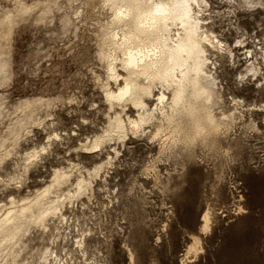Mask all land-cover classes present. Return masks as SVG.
<instances>
[{
    "label": "rangeland",
    "instance_id": "374dc122",
    "mask_svg": "<svg viewBox=\"0 0 264 264\" xmlns=\"http://www.w3.org/2000/svg\"><path fill=\"white\" fill-rule=\"evenodd\" d=\"M209 1L212 6L211 11H207V16L211 15L208 19L209 26L219 37H224L225 43L238 39L243 44L241 31L250 41L261 27L260 20L264 19V13L259 10L242 9L237 12L232 7L234 1ZM61 4L62 13H56L58 23L41 25L21 22L17 25L14 41L8 45L11 56L10 74L7 91L0 106V136L11 137H7V145L5 150L1 148V153L23 157L24 152L30 151L25 147L31 143L27 133L35 132L37 124H47L50 117H59L60 122L66 123L65 112L74 116L80 110L68 103L77 99V90L82 96L96 97V102L100 103V93L105 92L108 81L110 86L117 87V83L108 77L105 60L93 64L91 59H83L85 54L91 53L93 45L99 43L97 26L100 28L101 23L107 19L106 10L98 7L88 10L84 0H67V6L61 0ZM78 4L83 7H77ZM0 5L2 13L6 7H14V0H1ZM77 12L81 13L80 18H77ZM67 13L72 17L68 23L65 22ZM248 30H251V36H248ZM231 48L235 52L231 67H240L237 75H244V69L248 66H241V61L247 59V45L238 51L234 44ZM86 66L93 75L90 76L84 70ZM98 67L103 70L98 71ZM213 72L217 76L222 97V101L214 105L215 112L220 115L223 110L226 113L235 112L239 116L234 125L221 127L220 132L223 134L219 132L214 143L198 142L192 152L180 146L176 147L177 150L165 147L162 151L160 146L165 143V132L156 140L151 137L146 140L143 136L133 137L134 142L127 146L129 149H138L136 154L145 157L143 169L138 168L139 160L129 163L131 151L128 156L120 158L124 141L116 134L107 141L111 144L112 151L107 148L98 152L89 151L94 149L91 145L95 136L104 132L108 126V116L112 112L119 110L123 117L138 115L137 108L130 104L125 109L121 105L112 107L106 99L108 112L103 118L97 113L93 121L94 126L98 125L100 130L93 132L91 137L85 132V139L76 144H72L69 139L68 143L72 146L68 153H57L58 157H63V163H45L35 173L32 169H27L25 180L11 197L5 199L0 195V210L11 206L13 199L16 204H20L23 200L32 198L38 190L51 183L56 169L65 170L70 176L66 182L53 188L50 198H63L69 189H74L81 176L91 177L92 189L79 197L66 198V201L64 199L63 212L66 219L58 213L48 215L45 224L42 223L43 227H40L41 223L31 224L16 244L15 259L12 254L2 256L4 251H0V262L61 264L63 261V264H68L60 255L62 249H68L74 264H95L99 258L89 255L91 247L93 252L104 257L105 264H177L178 260L179 264H189L192 260L189 251L195 250L197 244L200 250L197 251L195 260L198 264H244L246 261H259V252L250 255L244 250H234L228 246L222 248L220 240L229 235L228 225L241 215V210L252 212L255 209L247 222L241 221L249 225L254 237L258 239L264 228L260 217V206L264 202V171L260 167L261 160H264V135L250 127L254 120V108L264 107V88L258 83L254 87L252 80H233L227 71L223 77L217 75L215 68ZM26 98L48 100L49 104L37 102L31 109L24 110L21 103ZM148 100L152 108L156 106L155 97ZM29 110L32 113L31 120L13 139L15 137L9 135V126H13L14 121ZM101 119L104 122L98 123ZM137 140L138 143L135 142ZM113 151L116 155H113ZM231 153L235 154L229 159ZM103 161L106 164L100 173L90 175L89 172ZM130 185H140L151 191L143 196L137 195V199L144 202V214L137 224L126 231L122 223H110L113 214L123 218L120 208L115 207L113 213L103 206L105 201L108 205L114 204L116 190H119L122 202L136 195L127 190ZM205 205L204 212L208 210L210 215L215 210L217 215L213 219L212 230L207 234H200L189 225L196 223L197 214L201 213V208ZM123 206L128 207L127 204ZM106 212L107 217L102 218ZM117 227L119 231L116 230ZM132 228L135 229L134 232ZM86 232L94 235V243L90 246L85 238ZM79 238L83 241L79 245H85L79 249L82 258L75 255L77 246L72 244L74 239ZM117 241L120 242L119 245ZM125 247L130 257L127 260ZM50 248L54 251L53 255L45 254Z\"/></svg>",
    "mask_w": 264,
    "mask_h": 264
},
{
    "label": "bare ground",
    "instance_id": "6f19581e",
    "mask_svg": "<svg viewBox=\"0 0 264 264\" xmlns=\"http://www.w3.org/2000/svg\"><path fill=\"white\" fill-rule=\"evenodd\" d=\"M90 2L95 3V0H84L85 5ZM152 2H163L169 5V8L160 14V19L155 20L154 28L150 26L154 18L147 17L144 20V23L149 25L146 32L134 31L129 24H118L111 29L114 35L110 36L109 40L105 41V46L100 48L105 58L112 55L111 62L107 59L104 60L107 62L108 77L117 83V87L114 88L110 86L108 81L105 84V94L112 107L121 105L125 109L127 104L135 107L134 105L137 103L147 106L146 108L135 107L138 110V115L136 117L128 116L127 119L135 122L141 118L149 122L155 126L156 133L154 134H158V136L165 132L166 137L165 140L163 139L165 143L160 146V150L165 147L177 150L176 147L180 146L192 152L198 142L203 144L214 143L217 135L221 133V127L234 125L239 118L235 112L226 113L222 110L220 115L215 112L214 105L222 101L218 89V79L213 72L214 69L209 71L203 63L204 58L200 55L201 50L209 51L204 42L205 35L213 43H216V38L219 37L215 30L209 26L210 21L208 19L211 15L207 16V11H211L212 6L209 0H206V4L204 0H191V3H188V0H152ZM193 4L196 5V8L192 7ZM70 17L69 14L65 16V22H70L72 18ZM103 27L104 22L100 25L101 29ZM223 44L226 47L229 46L227 42L223 41ZM124 47H131L133 50L139 51L147 49V52L151 53L152 56L151 62L144 57H139L136 66L128 70L122 69L121 61L125 59ZM229 51L233 52L231 46ZM10 58L8 46L5 50V45L0 44V64L7 66L5 69L7 73L9 72ZM152 64H155V68L151 67ZM145 67H148L151 78L138 75L144 71ZM121 79L127 82L128 91L134 97L140 96V99H133L130 102L127 97L124 100L115 98L120 89L125 87L121 83ZM144 89H147L151 95L146 98L143 97L141 90ZM178 92L181 93L179 97ZM204 93L207 94L206 97L203 95ZM194 94H201L200 98ZM151 97H155L157 100H155L157 104L153 108L149 105L148 100ZM37 102L49 104L48 100L26 98L21 105L26 110L31 109ZM1 104L0 101V106ZM115 113V116L109 120L104 132L95 136L91 148L96 147L95 139L104 134L110 137L109 140L113 138L114 134L119 138L118 133L125 126L126 121L122 118L121 112L116 111ZM31 117L30 110L23 116H19L14 121L13 126H9V135L11 134L15 137L13 139H16L20 130L31 120ZM118 117L121 119L118 120ZM140 130L144 131L145 129ZM7 137L0 136V150L7 145ZM116 151L118 150L116 149ZM105 164V161L97 164L89 174L98 175ZM69 176L70 174L65 170L56 169L51 183L38 190L32 198L29 197L28 200H23L20 204H16L13 199L11 206L0 210V251H4V253L0 252L2 256L3 254H12L15 259L16 244L20 242L21 235L28 230L31 224H45L47 216L51 214L59 213L63 219H66L63 212L64 199L66 201V198L79 197L87 190L92 189L91 177L81 176L78 178L74 189H69L63 198L59 196L50 198L49 194L53 188L66 182ZM203 215H209V211H205ZM78 241L79 243L83 242L80 238ZM53 252L50 248L45 254L53 255ZM0 264H6V262H0ZM12 264H15V261Z\"/></svg>",
    "mask_w": 264,
    "mask_h": 264
},
{
    "label": "snow or ice",
    "instance_id": "6c2138e0",
    "mask_svg": "<svg viewBox=\"0 0 264 264\" xmlns=\"http://www.w3.org/2000/svg\"><path fill=\"white\" fill-rule=\"evenodd\" d=\"M204 2L206 4V0H204ZM63 3L64 6H67V0H63ZM188 3H191V0H188ZM76 6L83 7L79 4ZM96 7L106 10L107 19L104 21L103 29L97 26L99 43L94 44L91 53L85 54L83 57L84 60L91 59L93 64H98L104 59L111 62L112 55L105 58L103 52L98 50L105 46V41L109 40L110 36L114 35L111 32L113 26L118 24H129L134 31L146 32L149 25L144 23L145 18H154L153 23L150 25L154 28L155 20L160 19V14L165 9H168L169 5L163 2L153 3L152 0H95V3L90 2L87 5L88 10ZM172 7H175V5H172ZM192 7L196 8V5L193 4ZM232 7L236 9L237 12H240L242 9H256L264 13V0H234ZM62 11L61 0H14V7L11 8V10L3 9V12L0 13V44H4L5 50L7 49V46L14 41L15 34L18 31L17 25L21 22L27 21L41 25H55L59 22V17L56 13H62ZM241 14L244 13L241 12ZM76 16L80 18L81 13L77 12ZM260 24L261 27L256 30V35L253 36L250 41L247 36L244 35V32L241 31L240 35L244 40V44L238 39H231L229 46L226 47L223 44L224 37H217L216 43H213L212 40L205 35L204 42L207 44L209 51L204 52L201 50L200 55L204 58L203 63L207 66L208 70L211 71L215 68L217 75L221 77H223L225 71H227L231 74L233 80H252L254 87L258 83L261 88H264V19L260 20ZM251 35V30H248V36ZM233 44L236 46L237 51L245 47V44L248 49H251V51L245 52L247 59L241 61V66H248L244 69V75H237L240 71V67H231L234 62L235 52L229 51V47ZM123 51L125 53V59L121 61V67L125 70L136 66L139 57H144L149 62L152 60L151 53L147 52V49L139 51L133 50L131 47H124ZM220 53H223V55L221 56ZM257 65H259V68ZM6 67V65L0 64V101L4 98L9 82V75L5 70ZM151 67L155 68V64H152ZM84 70L88 72L90 76L93 75L89 67L86 66ZM97 70L102 71L103 69L98 67ZM138 75L151 78L149 76L148 67H145L144 71L138 73ZM121 83L124 84L125 87L120 89L115 98L124 100L127 97L130 102L133 99H140V96L137 95L134 97L128 91V84L125 80L121 79ZM141 91L145 98L151 95L147 89ZM180 94L181 93L178 92V97ZM194 95L200 98L201 94ZM203 95L206 97L207 94L204 93ZM96 99L97 98L93 96H82L79 90H77V99L69 101L68 103L78 107L80 110L74 116H69L68 113L65 112L64 115L67 117L66 123L60 122L59 117H50L48 118L47 124H37L35 132L29 131L27 133V138L31 143L25 145V147L30 149V151L24 152L23 157H18L15 154H9L7 152L0 153V195H3L5 199L11 197L15 189L25 180L27 169H32L33 173H35L37 169H42L45 163H63V157H58L57 153L65 155L68 153V149L72 146L68 143L69 139H71L72 144H76L78 141L85 139V132L91 137L93 132L99 131L98 125L94 126L93 121L96 119L97 113L103 118L108 112V104L105 103L108 97L105 92L101 91L99 97L100 103H97ZM134 106L137 108L147 107L141 103H137ZM101 109H103V111H101ZM115 114V112H112L111 115L108 116V119H111ZM122 118L126 123L118 133L120 140L124 141L123 153L120 154V158L123 159L124 156H128L131 151L132 155L129 163L134 160H139L138 168L143 169L146 163L145 157L137 155L138 149H129L127 145L134 142L132 140L133 137L139 138L143 136L145 140L151 137L153 140H156L158 138V134H154L156 133V129L152 127L149 122L141 118H138L135 122L128 120L126 116ZM117 119L119 120L121 117ZM103 122V119H101L98 123ZM250 127L253 131H259L261 135H264V131H261L264 130V107L254 108V120L251 122ZM140 129L145 130L141 131ZM109 138L107 134H104L102 137H97L94 141L96 147L94 149H89V151L98 152L104 148L112 151L111 144L107 143ZM135 142L138 143L139 141L137 140ZM33 145H35V147H33ZM20 151H23V149H20ZM234 154L235 153H231L229 159H231ZM113 155H116L114 151ZM260 167L261 170L264 171V160H261ZM149 183L151 182L149 181ZM112 187L115 190V185ZM127 190L135 192L136 195L130 196L127 200H123L122 202L120 192L116 190V196L113 198L114 204L108 205L105 201L103 206L108 209V212L113 213L115 207L120 208L123 218H121L120 215L113 214V220L110 221V223L113 221L122 223L126 231L129 230L131 226L137 224L144 214V202L142 199H137V195L143 196L147 191H151V189H144L143 186L140 185H130ZM124 204H127L128 207L125 208L123 206ZM205 207L206 205L202 206L201 213L197 214L196 223L189 225L193 231H197L200 234H207L212 230L213 219L217 215L216 211L213 210L210 215H203V220L201 221L200 217L201 214L204 213ZM99 210L100 209H98V211ZM254 211L255 209H253L252 212L241 210V215L238 216L232 224L228 225L229 235H226L220 240V246L222 248L228 246L234 250H244L250 255L259 252V261H246L244 264H264V250H261V248H264V228H262L259 238L257 239L253 236L249 225L247 223H241V221L247 222L252 217ZM220 215H223V213ZM106 217L107 212L104 213V217L102 218ZM260 217L262 224H264V202H262L260 206ZM225 219H227L226 216ZM40 227H43V225L41 224ZM116 230L119 231V228L117 227ZM132 231L134 232L135 229L132 228ZM76 237H79V232L76 233ZM85 238L89 246L94 243V235L92 233L86 232ZM258 241L259 246H257ZM119 243L120 242L117 241V245H119ZM129 243H131V240H129ZM72 244L77 246L75 255L82 258L79 249L80 247H85V245H79L78 239H74ZM54 246L55 245H53V247ZM199 250V245L197 244L195 250L189 251V256L192 257L189 264H198V261L195 260V256ZM60 255L64 260H67L68 264H74L68 249H62ZM89 255H95L99 258L95 264H105L104 257L100 253L93 252L91 247H89ZM125 255L126 260L130 259L126 247ZM52 258L58 259L57 257ZM61 264H63V261H61ZM177 264H179V260Z\"/></svg>",
    "mask_w": 264,
    "mask_h": 264
}]
</instances>
